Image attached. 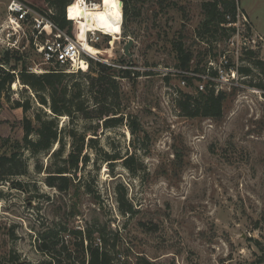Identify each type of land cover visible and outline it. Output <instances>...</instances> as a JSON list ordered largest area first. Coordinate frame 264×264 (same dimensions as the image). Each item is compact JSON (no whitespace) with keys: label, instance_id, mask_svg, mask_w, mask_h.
I'll list each match as a JSON object with an SVG mask.
<instances>
[{"label":"rangeland","instance_id":"1","mask_svg":"<svg viewBox=\"0 0 264 264\" xmlns=\"http://www.w3.org/2000/svg\"><path fill=\"white\" fill-rule=\"evenodd\" d=\"M122 1L121 31L98 33L93 46L101 54H88L140 74L122 78L121 86L124 112L137 117L141 131L132 134L127 117L124 124L99 131L105 150L134 156L133 169L122 160L109 165L91 150L80 183L61 191L46 183L45 169L39 173L35 168L36 162L46 167L50 155L32 157L29 173L13 178L22 180L24 188L12 179L0 181V264H79L85 255L74 251L80 242L74 232L87 228L95 230V244H101L98 232L106 228L115 264L144 259L155 264H264V100L245 88L220 86L226 93L220 118L186 116L177 104L181 93L197 95L207 86L219 92L216 82L193 73L214 77L211 62L220 63L238 27L264 35V0H239L237 25L228 22L229 29L207 34L209 43L198 34L207 0ZM7 2L0 0V36ZM27 29L30 37L32 28ZM130 37L129 56L125 46ZM179 42L193 56L188 71L180 66ZM24 43L25 49L12 51L14 62L20 56L19 64L36 73L52 67L44 62L42 42ZM6 51L0 45V55ZM249 51L231 53V63L250 68L241 70L247 84H264V47ZM69 78L86 83L80 75ZM27 87L17 80L13 97L26 95ZM23 115L5 101L0 134L21 137L22 129L13 123ZM67 122V117L60 119V124ZM122 193L133 212L122 211ZM47 230L53 237L46 253L39 237Z\"/></svg>","mask_w":264,"mask_h":264},{"label":"trees","instance_id":"2","mask_svg":"<svg viewBox=\"0 0 264 264\" xmlns=\"http://www.w3.org/2000/svg\"><path fill=\"white\" fill-rule=\"evenodd\" d=\"M24 1L41 12L49 13L61 27H69V31L74 33L72 24L66 18V8L73 0H33V3ZM238 4L239 0L204 1V19L198 32L202 40L209 43L211 40L206 38L207 34L213 35L221 29H229L226 26L229 22L228 15L236 18ZM175 49L180 66L188 71L193 60L192 53L182 42L177 43ZM250 51V54L254 53ZM11 53L12 51L7 50L0 55V107L6 101L14 108L23 110V117L13 123V126L22 129L23 134L21 137L0 134V181L13 180L28 174L31 158L43 153L50 155L47 166L36 162L35 168L39 173L45 169L46 183L61 191H68L75 183H80L79 172L92 160L91 150L109 165L122 160L126 167L133 169L131 161L134 156L128 153L123 155L116 150H105L100 144L99 131L101 128H114L124 124L126 117L132 134L141 131L137 117L124 112L121 86L122 78L133 79L140 75L139 72L90 58L89 70L85 72H65L51 67L45 72L36 73L30 71L24 63L19 64L20 56L14 62ZM255 63L260 65L263 61L255 60ZM241 70L249 72L250 68ZM212 73L216 75V72ZM76 75L86 78V83L82 80L70 82L69 77ZM17 80L28 86L26 95L20 98L13 97L15 91L12 85ZM257 85L264 86L263 83ZM225 99L224 91L219 90L216 93L215 87L207 86L205 90H199L197 95L181 93L177 104L181 113L186 116L220 118L223 115ZM30 112L32 115L28 114ZM62 117L68 118L66 124H60ZM13 182L17 187L25 186L22 180ZM119 202L124 213L133 212L125 193L119 197ZM94 232L90 228L85 233L83 230L74 232L78 234L76 238L80 239V242H76L74 251L85 255L79 264H115L107 246L106 228L98 232L101 244L94 243ZM51 233L47 230L39 237L43 252H49V241L53 237ZM85 241L88 242L87 245ZM72 252L69 251V257ZM141 264L155 263L144 259Z\"/></svg>","mask_w":264,"mask_h":264},{"label":"built area","instance_id":"3","mask_svg":"<svg viewBox=\"0 0 264 264\" xmlns=\"http://www.w3.org/2000/svg\"><path fill=\"white\" fill-rule=\"evenodd\" d=\"M100 0H83L82 4L96 6ZM123 4V1H122ZM71 4L66 8V18L73 25L74 33L69 31V27H61L51 15L47 12H41L24 0H8L6 3V18L0 36V45L9 51H16L26 48L24 40L28 44L33 41L35 44L42 42V56L46 64L52 65L53 68L65 72L88 71L90 67V58L84 51L79 37L77 35V22L71 18ZM238 16V18H237ZM230 18V15H228ZM240 14H236L234 20H229L230 25H237L240 20ZM246 19V18H245ZM123 24V17H122ZM27 27H31L30 37ZM100 31L91 30L87 32V41L92 44L100 39ZM104 34V33H103ZM230 49L226 50L220 59V63L211 62V68L216 72L214 77L209 74L193 73L199 77H208L219 90L220 86L233 88H245L260 96L264 100V86H251L246 83L248 75L244 74L239 65L231 63V53L239 56L241 50H255L264 47V35L252 34L247 28L238 27L235 36L230 39ZM86 62V67L83 64ZM47 71V70H44ZM38 72V71H36ZM204 85H201V89Z\"/></svg>","mask_w":264,"mask_h":264},{"label":"bare ground","instance_id":"4","mask_svg":"<svg viewBox=\"0 0 264 264\" xmlns=\"http://www.w3.org/2000/svg\"><path fill=\"white\" fill-rule=\"evenodd\" d=\"M83 0L71 3V18L77 22V35L84 51L99 55L100 49L87 41L88 31L95 30L117 35L122 29L123 4L121 0H100L96 6L82 4Z\"/></svg>","mask_w":264,"mask_h":264},{"label":"water","instance_id":"5","mask_svg":"<svg viewBox=\"0 0 264 264\" xmlns=\"http://www.w3.org/2000/svg\"><path fill=\"white\" fill-rule=\"evenodd\" d=\"M133 43H134V40L133 38L130 37L128 43L125 46V53L129 56L131 55L130 48L132 47Z\"/></svg>","mask_w":264,"mask_h":264}]
</instances>
